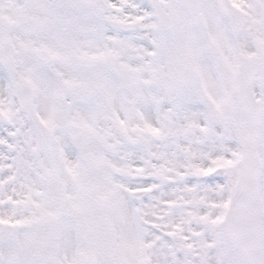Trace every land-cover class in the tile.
Instances as JSON below:
<instances>
[{
    "label": "snow or ice",
    "instance_id": "snow-or-ice-1",
    "mask_svg": "<svg viewBox=\"0 0 264 264\" xmlns=\"http://www.w3.org/2000/svg\"><path fill=\"white\" fill-rule=\"evenodd\" d=\"M0 264H264V0H0Z\"/></svg>",
    "mask_w": 264,
    "mask_h": 264
}]
</instances>
